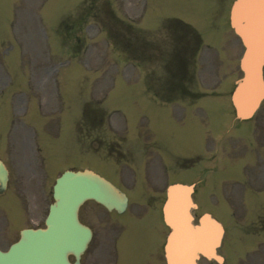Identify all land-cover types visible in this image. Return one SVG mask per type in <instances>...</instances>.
I'll list each match as a JSON object with an SVG mask.
<instances>
[{
    "label": "rangeland",
    "instance_id": "1",
    "mask_svg": "<svg viewBox=\"0 0 264 264\" xmlns=\"http://www.w3.org/2000/svg\"><path fill=\"white\" fill-rule=\"evenodd\" d=\"M83 1L0 0V82L5 87L0 93V158L10 170L6 194L0 197L1 230H8V217L14 218L17 209L34 208V201L14 198L33 192L30 184L35 181H39L38 211L47 201L41 194H50L60 171L90 168L116 181L113 163L105 156L117 148L129 157L124 173L140 178L139 193L134 181L124 175L119 179L132 197L129 212L144 199L151 202V210L158 208L166 184L173 180L196 183V217L210 212L225 228L219 248L222 264H264V101L253 118L235 121L230 93L241 72L240 48L236 45L234 50L236 38L228 25L232 0H112L120 16L133 20L123 24L111 17L110 0H93L97 7L87 15L97 11L96 20L87 18L83 30L73 35L81 41H62L74 50L88 43L87 63L73 59L64 66L71 54L56 40L53 21L60 13L73 15L78 7L89 11ZM138 16L156 44L163 43L164 51L176 47L170 34L165 30L161 34L158 27L167 18H178L200 34L192 84L184 83L190 87L192 102H161L144 92V81L134 80L135 73L122 70L128 67L118 59L122 42L117 38L128 35L138 42ZM107 27L118 37H112ZM151 63L154 68L150 72L146 68L147 85L156 91L159 77L150 81L149 76L163 70L157 67L162 62L155 58ZM96 108L104 111L105 119L90 125L86 116L96 114ZM249 131L252 137L246 142ZM101 211L92 203L82 210L96 234L95 242L106 235L99 226ZM2 233L0 246L6 248ZM90 247L84 264H106L107 243ZM92 248L102 253L96 255ZM200 263L218 264L205 259Z\"/></svg>",
    "mask_w": 264,
    "mask_h": 264
},
{
    "label": "water",
    "instance_id": "2",
    "mask_svg": "<svg viewBox=\"0 0 264 264\" xmlns=\"http://www.w3.org/2000/svg\"><path fill=\"white\" fill-rule=\"evenodd\" d=\"M264 0H236L230 12L231 25L245 45L242 62L244 77L236 83L232 102L239 118L249 116L264 97L261 66L264 51L249 64L251 52L258 48L253 35L256 8ZM249 15L253 18L249 19ZM264 43V37L263 42ZM264 50V49H263ZM7 180V171L0 161V186ZM192 185L175 183L166 190L163 206L164 221L170 229L164 247L166 264H197L199 254L222 262L216 253L222 227L205 213L192 223L190 209L195 207L191 199ZM94 199L108 209L123 210L125 196L107 180L90 170L65 171L53 185L54 202L50 205L45 230L23 232V240L13 244L8 251H0V264H70L67 252L79 256L91 236L89 228L81 225L76 217L78 206L85 199ZM74 237L76 239H74ZM74 264H79L76 261Z\"/></svg>",
    "mask_w": 264,
    "mask_h": 264
},
{
    "label": "flooded vegetation",
    "instance_id": "3",
    "mask_svg": "<svg viewBox=\"0 0 264 264\" xmlns=\"http://www.w3.org/2000/svg\"><path fill=\"white\" fill-rule=\"evenodd\" d=\"M114 150V151H113ZM110 152H114L117 157L122 156L124 151H121L117 148L110 150ZM1 196V195H0ZM32 201H34L33 206L35 208L29 209H17L15 212V217L12 218L13 226H11V231L1 232L0 230V237L2 233V237L5 242L9 240V244L17 241L20 238V231L23 228H37L44 226V216L42 214L43 210L36 209L40 207L39 199L33 195ZM81 206L79 210V219L82 222H85L87 225L91 227V225L86 222V220L82 217V210L85 207ZM39 212V213H38ZM139 211H135L133 215H138ZM17 216V217H16ZM108 219L105 222L106 226L109 228V233L106 231V235H102L101 238L95 242V232L93 231V239L89 245L87 251L90 250V246L92 244L102 245L106 243L108 245V250L106 252V264H161V252H160V227L155 225L153 230L147 232V229L143 230H136L132 234V240L129 242L130 246V256H128V260H123V256L126 253V249L119 244V238L124 233L122 227L119 225L120 222L126 221L128 216H124L123 214H116V212L111 211L108 214ZM98 217V216H97ZM104 232V230L102 231ZM147 232V236H146ZM129 232L125 231L123 239L129 236ZM91 251L94 254L102 253L97 251L96 249L92 248ZM88 253V252H87ZM127 258V257H126ZM69 259L71 261L74 260L72 255H69ZM81 264L83 263L82 257L80 258ZM94 264V263H93Z\"/></svg>",
    "mask_w": 264,
    "mask_h": 264
},
{
    "label": "bare ground",
    "instance_id": "4",
    "mask_svg": "<svg viewBox=\"0 0 264 264\" xmlns=\"http://www.w3.org/2000/svg\"><path fill=\"white\" fill-rule=\"evenodd\" d=\"M256 11L259 13H257V18L253 23V35L255 37V42L258 45V48L256 50L254 49L250 54V58H252L250 61L251 64H254V61L257 56H259V54L264 51V43H262L264 37V3H259L256 8ZM251 18H253V15H249V19Z\"/></svg>",
    "mask_w": 264,
    "mask_h": 264
}]
</instances>
